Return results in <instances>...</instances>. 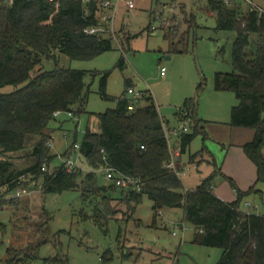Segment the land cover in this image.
Listing matches in <instances>:
<instances>
[{"label":"trees","instance_id":"trees-1","mask_svg":"<svg viewBox=\"0 0 264 264\" xmlns=\"http://www.w3.org/2000/svg\"><path fill=\"white\" fill-rule=\"evenodd\" d=\"M207 4L216 11L218 28L236 31L232 53L235 70L217 71L215 87L232 90L238 98L231 108L230 124L254 129L252 139L243 143L245 152L257 166L256 182L249 189L239 188L227 176L237 191V198L222 199L213 191L216 170L197 186L186 189L181 176L165 165L170 149L165 120L153 95L142 90L143 94L135 101L126 93L118 97L110 95L106 91L107 72L101 77V93L104 97L116 98L117 104L98 113L100 129L87 128L77 147L92 169L80 166L68 169L66 162L51 168L50 122L61 115L55 116L54 111H84L87 96L85 69L57 62L54 67L43 69V60L56 59L57 50L71 58H93L113 47V37H100L84 30L98 21L100 0L89 4L88 13L82 0H0V85L24 82L14 90H0V209L22 196H12L19 184L27 188L38 184L43 192L79 189L83 201L91 206L90 210L79 211L81 217L92 218L105 226L109 219L117 218L119 209L114 202L125 201L134 212L147 195L153 201L155 224L156 214L162 208H184L185 219L196 227L193 241L222 248L214 264H264V212L241 206L244 195L259 191L256 183L264 181V10L251 6L241 14L236 3L208 0ZM190 21H195L193 16ZM254 33L258 35L255 39ZM179 41L171 43L174 50H179ZM118 63L123 67L125 58L122 56ZM126 84L128 88L130 78ZM141 98L147 103L139 104ZM76 103H79L77 109ZM182 108L189 110L195 127V131L181 134L180 146L184 152L196 133L205 130L197 118L195 99L187 98ZM29 141L32 162L18 168L10 153L24 148ZM203 149L191 153L190 158L194 159ZM70 152L68 149L65 154ZM104 165L138 177L140 189L114 182L106 186L99 183L96 170ZM41 175L43 179L38 183ZM3 186L7 188L5 191ZM10 191L8 198L5 193ZM48 240L45 237L18 248L9 244L8 254L0 264H30L40 257V245ZM102 257H108L106 252ZM44 260L45 264L67 262L60 253Z\"/></svg>","mask_w":264,"mask_h":264},{"label":"rangeland","instance_id":"rangeland-1","mask_svg":"<svg viewBox=\"0 0 264 264\" xmlns=\"http://www.w3.org/2000/svg\"><path fill=\"white\" fill-rule=\"evenodd\" d=\"M234 1L240 4L241 14L253 4L264 8V0H252L253 4L247 0ZM134 2L135 6L129 9L124 1L120 3L116 14L119 37L112 38L111 49L87 59L71 58L59 50L56 59L44 58L43 69L54 67L56 62L85 69L84 93L87 96L86 110L75 111L73 116L63 113L51 120L53 158L50 167L72 159L78 165L75 167L92 169L74 143L81 142L87 128L99 130L98 113L117 104L116 98L104 97L101 93V77L107 72V93L117 97L126 93L135 101L136 94L129 92L126 84V79L130 78V86L135 90H148L153 95L168 127L182 126L184 121L178 112L187 98H193L198 115L204 121L205 126L201 124L204 130L211 126L219 130L221 138L222 131L227 130L226 141L208 135L206 130L198 131L183 152L181 177L186 187H195L201 182L207 165L215 161L219 166L222 164L221 153H225L229 142L237 144L238 134H230L232 127H243L230 124L232 105L238 102L235 92L215 87L217 71L235 70L232 53L236 31L217 27L216 11L209 8L208 0ZM191 16L194 22L190 21ZM257 37L254 33L253 39ZM179 39V50H174L171 43ZM122 56L125 58L123 67L118 63ZM161 66L166 67L164 74ZM23 84L0 85V90L11 91ZM146 103V99H139V104ZM78 107L79 103L74 104L75 109ZM193 123L187 121L189 132L195 131ZM175 139L178 137L173 135ZM68 149L71 152L65 154ZM201 149L202 153L197 156L205 157L200 165L202 171L190 160V154ZM31 151L32 142L29 141L24 148L11 152L14 165L18 168L29 165L33 159ZM96 177L99 183L112 182L103 168L96 170ZM42 179V175L39 176L38 183ZM221 180L234 191L231 180L221 172L214 177L213 186ZM259 186L263 189L262 195L250 192L245 199L253 204L242 208L257 212L254 206L257 200L264 210V181L259 182ZM6 189L3 186V191ZM5 195L9 198L11 191ZM114 203L119 209L115 214L117 218L101 226L92 218L81 217L79 211L90 210L91 206L83 201L79 189L43 192L38 184L31 185L16 201L0 209V262L6 258L9 244L18 248L45 237L49 240L40 245V257L30 264H45V257L59 253L67 259L66 264H214L219 259L221 247L193 241L196 227L185 219L182 206L162 208L156 214L155 224L153 201L147 195L134 212L125 201ZM103 252L108 257L103 258Z\"/></svg>","mask_w":264,"mask_h":264},{"label":"built area","instance_id":"built-area-1","mask_svg":"<svg viewBox=\"0 0 264 264\" xmlns=\"http://www.w3.org/2000/svg\"><path fill=\"white\" fill-rule=\"evenodd\" d=\"M8 2H12V0H7ZM83 3L86 6L87 13L89 11V4L93 0H82ZM124 1L126 6L128 8H132L135 6L134 0H100V15L98 17V21L92 25H88L84 28V30L88 33L98 34L100 37H119L118 30L116 28V14L118 11V8L120 6V3ZM228 4H235L236 1L234 0H224ZM254 3L252 0H247ZM235 2V3H234ZM252 6L256 7L259 10H264L263 7L253 4ZM104 33H107L109 36H105ZM166 71L165 66H161V73L164 74ZM129 92H133L136 94L137 97L141 96L143 94L142 90H135L132 86L128 87ZM132 107V105H131ZM62 113H67L68 115H74L72 110L63 111L61 109H57L54 111V115L58 116ZM179 118L184 121L182 126L180 128L177 127H168L164 122V129H165V135L166 139L168 141L169 149H170V158L165 161V165L173 170H175L180 176L182 173V167L178 164V157L181 155V146H180V137L181 134L185 131L189 130V126L187 125V121H190L191 116L189 113V110L186 108H182L179 111ZM173 135H176L178 139L173 140ZM79 143H75V147H78ZM144 147V144L141 145ZM102 151H104V148H101ZM68 169H73L75 165H77L72 159H69L66 161ZM78 166V165H77ZM100 168H103L105 171V175L108 179H110L112 182L127 187L131 189H140V180L138 177H135L130 174H125L119 170H117L116 167L112 165H104ZM31 183H34L33 181ZM187 189V187H186ZM28 188L23 185L19 184L15 189L12 196H20L26 193ZM246 205H250V201H246ZM257 206V205H256ZM161 210H159V213ZM176 232V231H174ZM93 264H98L97 262H94Z\"/></svg>","mask_w":264,"mask_h":264},{"label":"crops","instance_id":"crops-1","mask_svg":"<svg viewBox=\"0 0 264 264\" xmlns=\"http://www.w3.org/2000/svg\"><path fill=\"white\" fill-rule=\"evenodd\" d=\"M237 4V2H236ZM240 5V4H238ZM129 9V8H127ZM124 29V28H123ZM197 118L199 119V115L197 112ZM200 124L204 125V121H202L200 119ZM205 126V125H204ZM207 131V134L211 135L214 138H220L223 139V141H226V137H227V130L226 132L222 131V138L219 137V130L217 129H212L211 126L205 129ZM230 134L234 135V134H238V137L236 138V143L230 141L229 142V146L227 148V150L221 153V157H222V164L219 166L216 161L213 163H210V165H207L205 168L207 169L205 174L203 172V176L202 179L208 175L209 173H211L212 171H215V176L218 172H221L222 174H226L227 176H230L233 178V180L235 181L236 185L243 189V190H247L249 189V187L251 185H253L256 182L257 179V166L255 164V162L247 155V153L245 152L244 148H243V143H245L246 141L252 139L253 135H254V129H245L243 127H236L230 130ZM236 145H239L236 146ZM215 150V149H214ZM216 155V154H215ZM217 156V155H216ZM183 152L181 151V155L178 157V164L179 166L182 167L183 169ZM203 158H199L198 156L195 157L194 159L190 160L195 161L196 166L198 167V169L200 171H202L200 169V165H202L201 161L202 159H204L205 157L202 156ZM214 176V177H215ZM182 178V177H181ZM201 179V180H202ZM183 180V179H182ZM184 182V181H183ZM199 183L197 182L196 186ZM261 186V185H260ZM259 186V182L256 183V187L259 188V191H254L252 193H257V194H261L263 192V189ZM190 188V187H187ZM217 188V190H216ZM213 191L220 196L222 199L227 200V201H231L237 198V191L234 188V191L230 190L229 187H227L226 185V181L221 180L218 185H214L213 186ZM249 193H246L244 195V197L242 198L241 201V206H243L244 208H246V201H250L249 199H245V197L248 195ZM251 203L253 204V202L250 201V205ZM257 205V206H256ZM254 206L256 208H258L257 212H264L261 206V204H259L257 202V200L254 203ZM174 232V231H173Z\"/></svg>","mask_w":264,"mask_h":264},{"label":"water","instance_id":"water-1","mask_svg":"<svg viewBox=\"0 0 264 264\" xmlns=\"http://www.w3.org/2000/svg\"><path fill=\"white\" fill-rule=\"evenodd\" d=\"M104 186H106V184H104Z\"/></svg>","mask_w":264,"mask_h":264}]
</instances>
